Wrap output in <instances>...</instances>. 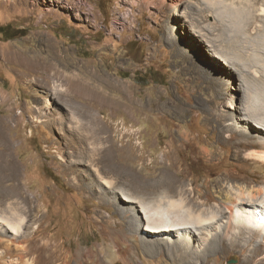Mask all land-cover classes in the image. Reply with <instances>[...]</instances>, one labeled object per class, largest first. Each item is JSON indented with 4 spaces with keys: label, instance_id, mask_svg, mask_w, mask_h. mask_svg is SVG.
Listing matches in <instances>:
<instances>
[{
    "label": "rangeland",
    "instance_id": "1",
    "mask_svg": "<svg viewBox=\"0 0 264 264\" xmlns=\"http://www.w3.org/2000/svg\"><path fill=\"white\" fill-rule=\"evenodd\" d=\"M80 3L0 0V210L18 203L31 211L27 220L31 213L46 217L43 236L33 235L39 225L30 220L27 260L36 264H183L167 253L123 256L128 239L135 242L143 232H131L129 220L117 212L115 195L101 183L115 177L104 175L98 160L77 162V175L64 171L68 156L85 147L71 117L94 111L106 136L124 149L118 166L132 176L118 174L120 197L127 198L135 182L156 185L165 178L186 201L220 210L229 191L262 186L264 172L247 154L249 143L258 149L264 140L257 132L264 118V0ZM235 45L263 60L259 75L241 64L237 84L224 78L228 65L241 59ZM80 71L101 77L103 90L76 77ZM224 113L253 115L256 132L233 121L221 124ZM59 118L64 125L56 126ZM11 194L19 197L9 201ZM82 248L95 255L79 258ZM19 253L0 264L15 262ZM247 255L212 253L210 262L194 264H254Z\"/></svg>",
    "mask_w": 264,
    "mask_h": 264
},
{
    "label": "bare ground",
    "instance_id": "2",
    "mask_svg": "<svg viewBox=\"0 0 264 264\" xmlns=\"http://www.w3.org/2000/svg\"><path fill=\"white\" fill-rule=\"evenodd\" d=\"M80 1L81 0H79V3ZM78 5H81V3ZM235 48L237 49L235 50L236 56L239 54L241 59H238L239 63L232 60L233 62L228 65L231 68V72H229V75L227 74L228 72L225 73L227 75H224L225 80L237 84V74L243 72V65L241 64H246L244 70L259 75L261 70L258 64L262 63L263 60L257 59L255 61L252 54H243V50L237 47V45H235ZM240 50L241 52H239ZM51 60L52 62H60V59L57 57L51 58ZM55 63L52 65L56 66ZM232 64L237 68L231 67ZM217 70L220 69L217 68ZM61 73L65 74V72ZM76 77L85 82L90 80L96 81V84H92L94 88L103 90L104 81H101V77H96L91 71H80V74ZM115 90H118V88L115 87ZM253 102L254 103L251 104L256 106L258 100L254 99ZM235 107L236 109H245L242 106ZM255 108H257V106ZM84 117H86V119H84ZM59 119L60 122H58L56 126L64 125V122L61 121L62 118ZM219 119H221V124H224L223 121H233L234 123H232V126L239 125L245 127L250 132H256L252 127V122L255 119L253 115L250 116V118L243 119L239 118L236 113H224ZM71 120L76 123V128L73 129L74 134L76 136H81L85 147L81 148L75 155L72 154L68 156L69 159L63 164L64 171L68 174L77 175L78 172L75 168L77 162L81 164V162H87L88 159L93 163L94 160H98L101 165L102 173L106 176L115 177L114 180L106 178L101 180V183L108 188L109 193L111 192L114 194L117 199L116 202L112 204L124 219L129 220L131 232L136 234L139 231L143 232V236H137L136 234H134V236L132 235L133 237L136 235L135 242H130V239H128L129 244L126 245L122 251L125 258L129 257L131 254H149L154 257L167 253V255L169 254L173 259H179L178 261L183 264H194L196 262H210V255L212 253L220 252L223 254L230 250H239L242 253L248 252L249 255L245 257L247 262L264 264L263 182V185L257 188L254 186L251 188L242 187L239 188V190L237 189V191L233 193L235 199L232 198L233 194L229 191V193L224 196L226 200H220V210H214L212 208L204 209L202 207V202L186 201L184 194L178 192L179 188H177L176 183L171 179L168 181L169 183H165L163 182L165 178L156 185L143 184L141 182H135V185H132L133 187L131 185H128L129 187L125 185L129 188L130 193L128 192L127 198L120 197L118 185H120L122 181L116 182L118 174L125 178H131L132 176L130 173L126 174L123 172L118 166L121 157H126L123 155L124 149L118 147L115 140L111 142L109 135L106 136L107 132L101 123L103 119L100 120L94 111L88 109L85 111L82 110L79 113H75V116H72ZM261 123L263 126H260L257 132L261 137H264V118H262ZM227 128L231 129L235 127ZM240 132L242 136H246L245 131ZM249 145L252 146V150L250 149L248 151V158H246L258 162L259 171L264 172V140L258 143V149H255L254 143H249ZM12 177V179H14L16 175ZM78 177L82 178V175ZM163 177H165V174H163ZM132 184L134 183L132 182ZM146 190L148 193L145 192ZM19 194L25 198V194H22V192ZM18 197V194H11L7 196V199L9 201H15ZM30 212L31 211L25 210L24 207L19 206L18 203H13L10 206L8 204L4 205V211L0 210V247H6V250L4 249L5 251L0 249V260L4 257H12L14 251L18 249L20 253L17 255L16 261L10 264H36L34 260H27V258L31 256V250L29 249L31 240L28 235L30 226H32L30 225V220H32V223H37L39 225L38 228L36 227L37 229L33 235H45L43 229H47L48 225L43 228L46 217L36 218L34 213H31L32 219L27 220ZM145 222H147L150 229L144 226ZM218 230L220 231L215 233ZM257 233L261 235L259 239L255 237ZM150 234L165 235L166 239L153 240L150 239ZM197 234L205 235L204 241H201L202 238H198ZM8 236L9 238L6 239ZM176 236L180 238H176V240L174 238ZM123 238L124 236L121 235L120 239ZM111 253L112 251L108 250V254ZM76 255L79 258L84 255L93 257L95 255V250L82 248L77 251Z\"/></svg>",
    "mask_w": 264,
    "mask_h": 264
},
{
    "label": "trees",
    "instance_id": "3",
    "mask_svg": "<svg viewBox=\"0 0 264 264\" xmlns=\"http://www.w3.org/2000/svg\"><path fill=\"white\" fill-rule=\"evenodd\" d=\"M8 29V27L6 26V27H4V30H7ZM5 32V31H4ZM10 39H13L14 38V36H12V37H9Z\"/></svg>",
    "mask_w": 264,
    "mask_h": 264
}]
</instances>
